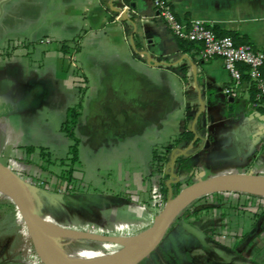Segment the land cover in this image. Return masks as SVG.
I'll list each match as a JSON object with an SVG mask.
<instances>
[{"label": "crops", "instance_id": "obj_1", "mask_svg": "<svg viewBox=\"0 0 264 264\" xmlns=\"http://www.w3.org/2000/svg\"><path fill=\"white\" fill-rule=\"evenodd\" d=\"M167 1L180 20L188 24L202 20L215 32L218 28L236 33V42L264 50V0ZM122 5L125 15L120 19ZM156 14L153 0H0V127L6 123L8 130L19 133L22 147L41 146L39 141L53 132L42 146L52 143L68 149L70 140L61 126L86 81L77 125L83 169L91 153L111 144H116L113 151L122 145L146 144L151 168L158 144H170L190 130L197 141L184 146L170 162L176 178L264 174V98L255 83L246 77L235 85L222 58L203 59L200 43L181 48L178 37ZM75 39L79 45L70 43L64 53L62 43ZM7 139V132L0 130V145ZM18 165L35 169L27 161ZM151 180L149 198L141 204L147 220L140 225L117 216L128 205L139 204L138 196L107 187L97 192L102 201H93L83 184L78 187L83 192L80 199H70L71 212H98L104 223L77 228L60 223L98 235L110 233L95 228L109 227L115 236L139 234L154 224L164 203L157 199L160 183L154 175ZM224 197L221 203L214 196L202 199L194 208H203L198 218L189 215L194 219L189 222L208 234L205 241L189 234L182 221L169 229L164 247L182 246L181 252L191 259V251L199 248L206 254L220 252L211 239L230 237L235 243L241 232L256 235L255 214L230 205L240 200L264 208V197L242 192ZM260 221L264 223V215ZM169 253L178 255L177 250Z\"/></svg>", "mask_w": 264, "mask_h": 264}, {"label": "rangeland", "instance_id": "obj_2", "mask_svg": "<svg viewBox=\"0 0 264 264\" xmlns=\"http://www.w3.org/2000/svg\"><path fill=\"white\" fill-rule=\"evenodd\" d=\"M4 125L5 126L0 127V130L7 132L8 139L3 146L0 145V160L5 164L10 165L21 176L25 173L24 170L28 171L30 174L25 173V177L30 179L29 181L26 180L27 182H36V184L44 183L31 175L38 172L35 166H33L35 169H27L25 166L21 167L18 165V156L21 154V151H19L15 145L18 144L19 146L20 144H23L21 140L17 139V136L19 137L20 134L16 133L14 129L8 130L6 123H4ZM39 136H41V134H39ZM53 136L54 133H50L45 139L39 141V145L41 146L35 147L38 149L41 147H48L55 152L56 155L63 156L66 153L67 148L60 149L57 146L60 144L49 143L50 146H42L46 145L43 141H51ZM21 139L23 140V138ZM147 139L143 142L147 141ZM115 145L116 144L107 145V147H103L99 153H91L92 155L83 161V165H85L84 169L81 167L83 172L78 170L79 167L77 165L76 168L78 171H76L75 175L80 179L81 183L79 184L81 187H86L87 185V189H89L87 193L89 195H97L99 194L97 192L108 187L114 191H126L133 196H138L137 200L139 204L128 205L122 209L123 211L118 213L117 216L121 219L133 220L135 221L133 224L137 223V225H140L147 220V213H145L141 204L149 198L148 192L151 188V183H154V181L151 180V168H149V160L147 159V145L140 144V148L138 145H122L113 151L112 149ZM163 145L164 144H158L156 147H161ZM37 155L34 154L33 159L35 162L41 163ZM50 168L51 170H56L55 172H60L61 166L52 165ZM65 168H68V166H65ZM20 169L23 171H20ZM48 173V171L45 172L44 176ZM22 177L24 178V176ZM192 181L197 180L192 179L190 181H184L183 187L191 184ZM45 183L49 186L48 191L51 195H45L34 188L31 191V195L35 200L37 208L39 211H42L45 216L50 217L51 219H57L68 227L76 228L88 227L89 225L96 226L104 223L101 214L98 212H90L88 209L71 212L70 198H74L75 200L80 199V196L83 193L81 192V189H78L76 186L69 188L68 182L61 180L54 173L51 180ZM81 184H83V186ZM157 185L158 184H154V187ZM230 192L233 191H226L223 192V194ZM54 194L57 195L54 196ZM214 194L217 193H209L192 201L177 215L170 229L177 226L182 221L194 220L193 218H189L190 216H185L187 210L196 207L195 205L197 202L204 198L211 197ZM158 198L159 196H157V199ZM106 199L108 198H104L105 201ZM95 200L99 201L101 199L97 198ZM198 204L200 205V203ZM164 205L165 204L163 203V206ZM163 206L158 208L157 213L162 211ZM0 209L2 211L0 214V264H40L32 245H29L28 228L19 207L11 198L0 194ZM73 210H77L76 206H73ZM254 226L256 227V225ZM257 227L258 235H255L254 233L249 234V232L246 233L245 231L241 232L242 235L236 236V238L239 239L235 243L230 237L225 238V240L221 237L219 241L211 239L212 244H214V249L218 248L220 249V252L215 250L216 254L211 253L212 251L206 254L201 248H199L200 251H191V259L181 252V249L183 250L182 246H171V244H169V248L168 246L165 248L164 246L167 242L166 239L152 255L140 264H264V223L260 221ZM95 230L103 233H110L109 236H115L112 234L114 229L111 227L95 228ZM117 234H120V232ZM210 235H213V237L216 236L215 233H211ZM59 242L69 250L85 248L87 250H99L112 253L122 248L120 245L121 243L117 244V242L114 243L115 241H102L90 237L81 238L74 242H70L67 238H60ZM225 243L231 247H227ZM169 250H177L178 255H171Z\"/></svg>", "mask_w": 264, "mask_h": 264}, {"label": "water", "instance_id": "obj_3", "mask_svg": "<svg viewBox=\"0 0 264 264\" xmlns=\"http://www.w3.org/2000/svg\"><path fill=\"white\" fill-rule=\"evenodd\" d=\"M119 8L124 9L125 7H123L122 5ZM197 139H198V136L195 133V139L193 143H195ZM177 157H178V154L174 151L171 155L170 162L172 163L175 162ZM172 163H170L171 166L170 164H168L166 173L171 174L173 179L176 182H178L181 179L180 177L176 178L175 172H173L174 166H172L173 165ZM168 169H170V171H168ZM250 179H255L258 182L262 183L264 180V174H256V173L219 174L217 176H213L210 178L199 179L197 181H193L191 184H188L185 187H183L175 195L171 192L162 211L156 217L154 224L150 228L141 232V233H144L147 231L151 232L150 238H149V241L146 247L141 252H139L137 255H135L133 258H131L126 264H140L142 261H145L150 255H152L158 249V247L161 246L162 243L164 242L165 237L168 234V231L174 219L177 217V215L196 198H199L209 193H218V192H226V191L249 193V194L264 197V192L254 193V192L244 191L240 189L209 190L217 182L225 181L229 183H237L243 180H250ZM0 181L4 185H7L9 189L11 190L13 197H9V198H11L14 201V203L19 207L25 219L26 226L28 228V233L31 237L33 247L35 249V252L37 253V256L40 258L41 262L43 264H62L57 259H55V257L49 252L46 246L43 234L41 232V228L39 226L38 217L42 216L43 218H49L52 222H54L55 224L65 229H69V230H74V229L64 227L60 225L59 223H57L54 219H51L50 217L45 216L42 211H39L35 203V200L31 195V191L33 188L41 191L45 195H51L50 192L43 188H39V187L35 188V186L31 185L30 182H27L10 165L3 163L1 160H0ZM87 197L93 201H96L95 199L97 198L98 199L102 198L98 195H89V194L87 195ZM182 226L189 234H191L193 237H195L196 239L200 241H205V238L208 237V234L206 232L202 231L201 229H199L197 226H195L189 221L182 222ZM74 231L83 233L86 236H83L80 238H74V239L67 238L69 239L70 242H74L75 240L86 238V237H90V238L98 239L102 241L114 242L110 238L120 237V236H102V235L92 234L89 232H84V231H79V230H74ZM139 234H136V235H139ZM136 235H133V236H136ZM133 236H127V237H133ZM101 237H104V238H101ZM61 238H65V237H61ZM56 243L61 249L65 250L68 254H72L76 251H91L93 253L102 254L103 256L113 255L111 253H107V252H103L99 250H87L85 248H75L74 250H69L65 248L59 242L58 239L56 240ZM120 245L122 246V244ZM103 256H96L93 259L99 260L103 258Z\"/></svg>", "mask_w": 264, "mask_h": 264}, {"label": "trees", "instance_id": "obj_4", "mask_svg": "<svg viewBox=\"0 0 264 264\" xmlns=\"http://www.w3.org/2000/svg\"><path fill=\"white\" fill-rule=\"evenodd\" d=\"M215 30L219 36H221V37L231 36L235 40V42L237 41V34L236 33H233L230 31H221L218 28H215ZM178 39H179L180 47L183 48L184 50H188L189 48H191V46L193 44L197 43V42H193V41H190V40H187L184 38L178 37ZM72 42L76 46L79 45V42L77 39L72 40L70 42H68V41L63 42L61 49L64 53H67L69 51V45ZM242 43H246V42H236V44H242ZM240 69H241L242 74H243L242 79L246 78V77L250 78L249 68L246 65L240 67ZM85 82H83V84H81L78 88L79 89L78 102L76 104L68 107L65 120L61 126L62 132H64L66 134V136L68 137V139L70 140V144L68 146L66 155L64 157H57L55 155V153L48 147H41L40 149H38L35 146H24V147L20 146V147H18L19 151H21V154H22V156H21V154L18 156L19 157L18 161H23V162L27 161L28 163H31L32 165H34L37 168L38 172H36L35 174H31V175L33 177H36L37 179L43 181L44 183L49 182L51 180L53 173L56 174L58 176V178H60L61 180L68 182L69 188L72 186L79 187V185H80L79 183H81L80 179H78V177L75 174H76V171H78V170L81 171L80 168H78V170H77V168H76L77 165H78V167L82 166V160L80 157V143L81 142H80V138H79L78 133H77V125H78L79 119L83 113V106H84V101H85V97H86V87L84 85ZM194 139H195V134L192 131L184 130L175 139H173L170 144H167V145H164L161 147H156L153 150L152 159H151V168L153 169L154 174H152V176L154 175V178H156L158 180V182L160 183L159 186H160V191H161V195H162V201L164 202V204L166 203L171 192L176 194L183 188L184 181H185L183 178L180 181L176 182L173 179V177L171 176V174L166 173L167 166H168V164H170V161H171V159H170L171 155L174 151L177 154H179L181 152V149L184 146L189 145L188 143L193 142ZM34 154H36V155L38 154L37 156H38V159H40L41 163L34 161V159H33ZM181 158H182V156H179V162L180 163L183 161ZM177 162H178V159H177ZM52 165L53 166L54 165H60L61 166L60 172H55L56 170H53V169L51 170L50 166H52ZM65 166H68V168H65ZM62 167H63V169H62ZM21 170L22 169H20V171ZM24 171H25V173L30 174L28 171H26V170H24ZM47 171L49 173L44 176V173ZM25 173H23L22 176L25 177ZM159 194H160V192H159ZM213 196L215 197V199L217 201H219V203H221L223 201V199L225 198L224 197L225 194H223V193H217V194H214ZM201 202H202V200L197 202L196 205L198 203H201ZM12 205H14V204H12ZM233 205H235V206H233ZM230 207L235 209V210L236 209L237 210L242 209L243 211H252L255 214V217L257 220V226H258V222H260L261 217L264 215V208H261L259 206H254L251 203L247 204V203H244L240 200H239V203L232 204V205H230ZM194 208L195 207L188 209L187 212L185 213V216L187 217V216L191 215V216H195L198 218V214L201 211H203V208H201V209H194ZM206 209H208V208H206ZM45 211H47V210H45ZM1 213H2V211L0 209V214ZM54 220L61 225V223L58 220H56V219H54ZM211 233H214V232H211ZM28 241L30 244H32V240H31L30 235L28 237ZM107 253H109V252H107ZM37 259H38V262H40V264H41L42 262H41L40 258L38 257Z\"/></svg>", "mask_w": 264, "mask_h": 264}, {"label": "built area", "instance_id": "obj_5", "mask_svg": "<svg viewBox=\"0 0 264 264\" xmlns=\"http://www.w3.org/2000/svg\"><path fill=\"white\" fill-rule=\"evenodd\" d=\"M153 2L157 10L155 18L165 23L177 37L202 44L203 59L222 58L235 85L242 81L243 74L240 65H246L249 68L250 78L255 83L260 96L264 98V50H258L248 43L236 44L231 36L221 37L202 20H194L190 24L180 20L167 0H153ZM124 15L125 9H122L117 17L122 19ZM229 91L228 89L227 92ZM30 184L49 189L46 183L30 182ZM159 197L162 200L161 194ZM31 245L33 247V244Z\"/></svg>", "mask_w": 264, "mask_h": 264}, {"label": "bare ground", "instance_id": "obj_6", "mask_svg": "<svg viewBox=\"0 0 264 264\" xmlns=\"http://www.w3.org/2000/svg\"><path fill=\"white\" fill-rule=\"evenodd\" d=\"M224 189H240L254 193H263L264 180L262 183L255 179L243 180L237 183H229L225 181L217 182L209 190ZM0 194L5 197H13L9 187L4 185L1 181ZM38 222L49 252L62 264H126L131 258L146 247L151 234L150 231H147L133 237L110 238L112 241L123 244L121 249L111 253L113 254L112 256H103L102 254L93 253L91 251H76L72 254H68L58 246L56 240L61 237L74 239L86 235L74 230L62 228L52 222L49 218H43L42 216L38 217ZM96 256H103V258L94 260L93 258Z\"/></svg>", "mask_w": 264, "mask_h": 264}, {"label": "flooded vegetation", "instance_id": "obj_7", "mask_svg": "<svg viewBox=\"0 0 264 264\" xmlns=\"http://www.w3.org/2000/svg\"><path fill=\"white\" fill-rule=\"evenodd\" d=\"M188 173V172H187ZM194 174V173H193ZM189 176H190V174H188V177L187 178H185V181H189V180H191L192 179V177H190L189 178ZM191 176H193V175H191ZM188 217V216H187ZM189 221V220H188ZM29 242V241H28Z\"/></svg>", "mask_w": 264, "mask_h": 264}]
</instances>
